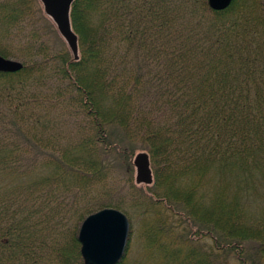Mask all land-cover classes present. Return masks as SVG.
Wrapping results in <instances>:
<instances>
[{
    "label": "trees",
    "instance_id": "obj_1",
    "mask_svg": "<svg viewBox=\"0 0 264 264\" xmlns=\"http://www.w3.org/2000/svg\"><path fill=\"white\" fill-rule=\"evenodd\" d=\"M32 4L0 0V264H83L104 207L146 218L135 264H264V0H73L77 59Z\"/></svg>",
    "mask_w": 264,
    "mask_h": 264
},
{
    "label": "water",
    "instance_id": "obj_2",
    "mask_svg": "<svg viewBox=\"0 0 264 264\" xmlns=\"http://www.w3.org/2000/svg\"><path fill=\"white\" fill-rule=\"evenodd\" d=\"M73 0H40L44 13L49 16L63 37L74 59L78 58L77 35L70 23ZM213 10H222L232 0H207ZM22 68L18 60L0 55V72H16ZM135 181L149 185L153 181L149 155L139 151L134 155ZM129 233L125 214L112 207L101 208L87 215L80 224L77 240L83 264H116L124 255Z\"/></svg>",
    "mask_w": 264,
    "mask_h": 264
},
{
    "label": "rangeland",
    "instance_id": "obj_3",
    "mask_svg": "<svg viewBox=\"0 0 264 264\" xmlns=\"http://www.w3.org/2000/svg\"><path fill=\"white\" fill-rule=\"evenodd\" d=\"M31 3H33L32 7H33V9H35V11H36L37 7L42 8V13L45 15L46 23L48 22L47 24H49V26L52 25L51 30H54V29L56 30V33H57V34L55 33V36L57 38L56 43L61 41L68 48L67 43L65 42L63 37L58 32L56 25L54 24L52 19L44 13L43 6H42V3L40 2V0H31ZM34 3H36V5ZM11 59L17 60L16 58H13V57ZM112 129H113V127H112ZM112 134L116 138L123 140V139H121V137L117 136V133H112ZM127 142L128 141H125V140L123 141V143H125V144H127ZM139 151H145V150L140 148L139 145L135 144V148H134L130 163H127V162L123 163L120 159H118L116 161V164H117L116 167H117V169H119L118 170L119 171V178L122 177L123 171L130 169V171L132 170L131 171L132 172V179L135 181L136 169L133 165V158H134V155ZM134 185H136V184L134 183ZM142 185H144V184H142ZM129 201H130V198H128V201H126L127 205L131 204ZM121 212H123L125 214V216L127 217L128 221H129V233H128V238H127L126 249L124 252V258H122V264H135L138 261H142L145 259L146 250H145V241H144V237H143V231L145 228V219L146 218L142 214L141 210L134 209L132 207L131 208L127 207L126 209H124Z\"/></svg>",
    "mask_w": 264,
    "mask_h": 264
}]
</instances>
